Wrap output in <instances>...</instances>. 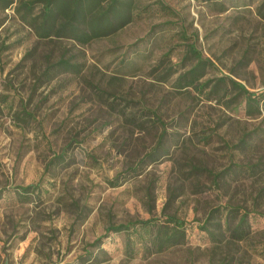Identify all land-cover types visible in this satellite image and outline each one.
Here are the masks:
<instances>
[{
    "label": "rangeland",
    "instance_id": "1",
    "mask_svg": "<svg viewBox=\"0 0 264 264\" xmlns=\"http://www.w3.org/2000/svg\"><path fill=\"white\" fill-rule=\"evenodd\" d=\"M21 1H0V264H264L262 0H136L130 22L87 44L40 37ZM182 30L213 64L204 90L176 86L195 62ZM61 57L75 70L57 68ZM221 76L255 105L229 84L208 96ZM163 130V154L132 170ZM245 133L250 144L235 148ZM215 208L221 241L202 228ZM242 208L249 236L229 240ZM163 213L184 221V243L128 256L124 232L105 234Z\"/></svg>",
    "mask_w": 264,
    "mask_h": 264
},
{
    "label": "trees",
    "instance_id": "2",
    "mask_svg": "<svg viewBox=\"0 0 264 264\" xmlns=\"http://www.w3.org/2000/svg\"><path fill=\"white\" fill-rule=\"evenodd\" d=\"M206 1L223 3V1L219 0ZM37 2L41 3V8L38 12L34 11ZM3 6L7 7L8 4ZM136 8V0H23L16 10L21 12L22 19L32 26L40 37H68L75 39L81 44H87L93 39L108 36L124 27L132 20ZM257 12L264 18V0L257 6ZM181 36L186 42V52L183 59L187 58L195 62L187 71L177 77L176 86L179 88L193 86L204 90L208 87L210 80L199 83V79L203 76L206 68L213 66V64L208 58L201 56L194 42L191 41V37L186 35L184 30L181 31ZM56 63L57 68L75 70L74 63H71L66 58L61 57ZM213 82L207 91L210 97H212V94H218L222 86L229 84L237 92V95H241L246 100L249 107L254 106L257 102L258 96L233 78L221 76ZM164 133L165 131L163 130L153 148L142 156L132 170L138 169V164L145 161V159L148 158L149 161H153L160 154H163L162 141ZM248 136L249 133H245L238 143L235 144V148L243 149L247 147L250 144L248 138H246ZM62 158V153L55 156V159ZM234 166L235 169L231 170H234L233 172L249 170L252 173L251 169L254 168L253 165L234 164ZM191 169L197 170L198 168L192 166ZM225 173L226 171H221L217 174H212V176L218 178ZM39 183L18 186V192L22 195H26L29 192H37L41 189ZM242 210L243 212L237 222L229 231L227 230L229 240L241 241L249 236V211L243 208ZM217 213H219L218 208L208 212L202 228L211 235L213 240L221 241L222 238L218 237L216 239V236H225V231L222 230L221 222L215 221ZM210 226H215L216 230L209 229ZM109 232L125 233L124 249L128 256H132L139 246L149 252H162L173 246L180 245L186 240L184 221L172 213H163L160 217H148L126 223L110 224L106 227L105 234Z\"/></svg>",
    "mask_w": 264,
    "mask_h": 264
}]
</instances>
